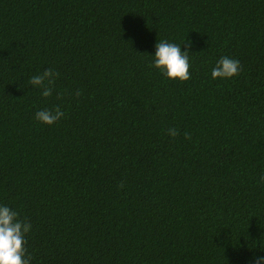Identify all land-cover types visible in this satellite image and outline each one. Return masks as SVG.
Returning a JSON list of instances; mask_svg holds the SVG:
<instances>
[{
    "label": "trees",
    "instance_id": "obj_1",
    "mask_svg": "<svg viewBox=\"0 0 264 264\" xmlns=\"http://www.w3.org/2000/svg\"><path fill=\"white\" fill-rule=\"evenodd\" d=\"M162 40L189 80L154 67ZM222 57L240 74L213 79ZM261 176L264 0H0V205L31 264H255Z\"/></svg>",
    "mask_w": 264,
    "mask_h": 264
},
{
    "label": "clouds",
    "instance_id": "obj_2",
    "mask_svg": "<svg viewBox=\"0 0 264 264\" xmlns=\"http://www.w3.org/2000/svg\"><path fill=\"white\" fill-rule=\"evenodd\" d=\"M189 49L192 41H187ZM190 51H182L180 45L169 43L166 40L158 41L156 45L154 67L170 79L187 81L191 78L190 74ZM241 64L239 60L229 57H222L212 69V78H231L240 74ZM59 76L58 72L48 68L39 75L31 77L29 84L42 88V95L50 97L53 94L55 79ZM76 96L81 95L77 91ZM65 113L59 106L54 109H44L36 113V119L52 125L63 118ZM168 134L175 138L179 135L176 128L168 129ZM186 139H191V135L185 133ZM264 181V176H261ZM123 187V185H121ZM30 222L19 219V213L7 205H0V264H31V255L27 250V234L31 230ZM255 264H264V256L254 257Z\"/></svg>",
    "mask_w": 264,
    "mask_h": 264
}]
</instances>
